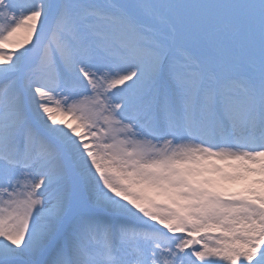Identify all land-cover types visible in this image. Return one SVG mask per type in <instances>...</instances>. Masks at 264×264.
I'll use <instances>...</instances> for the list:
<instances>
[{
	"label": "snow or ice",
	"instance_id": "obj_1",
	"mask_svg": "<svg viewBox=\"0 0 264 264\" xmlns=\"http://www.w3.org/2000/svg\"><path fill=\"white\" fill-rule=\"evenodd\" d=\"M0 264H264V0H0Z\"/></svg>",
	"mask_w": 264,
	"mask_h": 264
}]
</instances>
